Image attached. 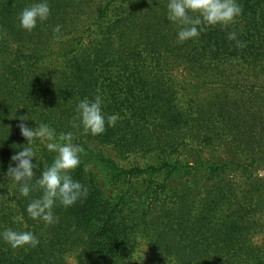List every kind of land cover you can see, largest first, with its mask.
Segmentation results:
<instances>
[{"label": "trees", "instance_id": "trees-1", "mask_svg": "<svg viewBox=\"0 0 264 264\" xmlns=\"http://www.w3.org/2000/svg\"><path fill=\"white\" fill-rule=\"evenodd\" d=\"M33 2L0 0V232L39 244L0 240V264H264V0L183 43L168 0H49L28 32ZM96 95L119 119L93 136L75 117ZM25 115L84 149L72 176L88 194L53 223L26 212L41 192L6 175ZM37 145L32 184L55 156Z\"/></svg>", "mask_w": 264, "mask_h": 264}, {"label": "clouds", "instance_id": "clouds-1", "mask_svg": "<svg viewBox=\"0 0 264 264\" xmlns=\"http://www.w3.org/2000/svg\"><path fill=\"white\" fill-rule=\"evenodd\" d=\"M243 9L238 0H168L167 20L179 26L178 42L183 43L198 38L200 33L211 26L226 27L242 15ZM191 14V15H190ZM51 15L49 0H35L24 7L18 14L19 26L28 32L33 31L38 23L48 20ZM60 25L54 28L59 33ZM228 39L236 41L237 47H245L244 42L237 39L236 32H230ZM76 120L82 126L84 134L93 136L103 134L107 126H115L119 119L118 114L107 115L103 110V98L96 95L93 99L84 98L76 105ZM18 127L27 143L22 151L11 157L15 166H9L6 173L8 180L18 188L21 196L29 197L33 191H40L38 198L31 199L27 204L26 212L33 220H42L53 223L56 220L54 208L59 203L63 207H71L82 197H86L88 189L78 180H74L72 172L81 163V145L73 143L71 132L57 136L55 130L47 123L37 122L28 115L19 117ZM29 119L36 122V127H29ZM37 140L49 152L55 153L50 165H46L35 180L36 170L41 167L37 156L39 146ZM33 160L36 162L33 163ZM17 219L22 220V217ZM3 240L12 249L25 246L35 247L39 239L31 231H16L12 228L0 232Z\"/></svg>", "mask_w": 264, "mask_h": 264}, {"label": "rangeland", "instance_id": "rangeland-1", "mask_svg": "<svg viewBox=\"0 0 264 264\" xmlns=\"http://www.w3.org/2000/svg\"><path fill=\"white\" fill-rule=\"evenodd\" d=\"M128 161H129V160H128ZM136 161H137L136 159H131L129 162L134 163V162H136ZM139 162H141V161L139 160ZM258 175H259L260 177H262L263 173L261 172V169H260Z\"/></svg>", "mask_w": 264, "mask_h": 264}]
</instances>
